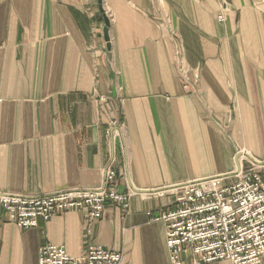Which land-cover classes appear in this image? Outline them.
Masks as SVG:
<instances>
[{"label":"crops","instance_id":"1","mask_svg":"<svg viewBox=\"0 0 264 264\" xmlns=\"http://www.w3.org/2000/svg\"><path fill=\"white\" fill-rule=\"evenodd\" d=\"M111 155L128 209L22 228L0 204V264H39L46 244L173 264L152 217L174 186L264 162V0H0V193L98 187Z\"/></svg>","mask_w":264,"mask_h":264},{"label":"built area","instance_id":"2","mask_svg":"<svg viewBox=\"0 0 264 264\" xmlns=\"http://www.w3.org/2000/svg\"><path fill=\"white\" fill-rule=\"evenodd\" d=\"M106 14L111 13L106 10ZM222 18V17H221ZM114 123L109 138L120 134ZM116 158L111 155L100 186L60 189L41 196L2 194L0 204L9 219L22 228L39 225L67 211L86 212L91 219L103 217L109 204L130 206L136 190L119 189ZM229 176H212L175 187V207L153 220L166 224L167 246L173 264H207L229 260L232 264L258 263L264 256V162L241 161L234 181ZM122 253L89 245L78 256L70 255L63 245L46 244L40 248L39 264H121Z\"/></svg>","mask_w":264,"mask_h":264},{"label":"water","instance_id":"3","mask_svg":"<svg viewBox=\"0 0 264 264\" xmlns=\"http://www.w3.org/2000/svg\"><path fill=\"white\" fill-rule=\"evenodd\" d=\"M110 26H111V21L108 17H105V27H104V39L107 42V47L110 48L111 47V43H110ZM260 163V162H259ZM241 169V164L238 165L237 171H239ZM233 175V172L231 174H227V175H223L224 176H231ZM176 187V186H174Z\"/></svg>","mask_w":264,"mask_h":264},{"label":"rangeland","instance_id":"4","mask_svg":"<svg viewBox=\"0 0 264 264\" xmlns=\"http://www.w3.org/2000/svg\"><path fill=\"white\" fill-rule=\"evenodd\" d=\"M106 10H108L109 12H110V10L109 9H105V14H106ZM111 13V12H110ZM107 15V17L110 19V21H111V18H110V16L108 15V14H106Z\"/></svg>","mask_w":264,"mask_h":264}]
</instances>
